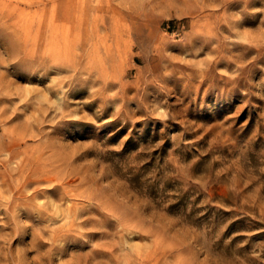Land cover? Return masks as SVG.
I'll return each instance as SVG.
<instances>
[{
	"label": "rangeland",
	"instance_id": "rangeland-1",
	"mask_svg": "<svg viewBox=\"0 0 264 264\" xmlns=\"http://www.w3.org/2000/svg\"><path fill=\"white\" fill-rule=\"evenodd\" d=\"M0 264H264V0H0Z\"/></svg>",
	"mask_w": 264,
	"mask_h": 264
}]
</instances>
